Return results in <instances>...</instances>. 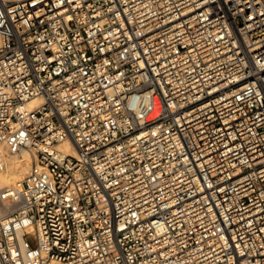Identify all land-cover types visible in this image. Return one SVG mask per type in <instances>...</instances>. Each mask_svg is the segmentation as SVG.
Listing matches in <instances>:
<instances>
[{
    "label": "built area",
    "instance_id": "1",
    "mask_svg": "<svg viewBox=\"0 0 264 264\" xmlns=\"http://www.w3.org/2000/svg\"><path fill=\"white\" fill-rule=\"evenodd\" d=\"M4 149L0 264H264V0H0Z\"/></svg>",
    "mask_w": 264,
    "mask_h": 264
},
{
    "label": "bare ground",
    "instance_id": "2",
    "mask_svg": "<svg viewBox=\"0 0 264 264\" xmlns=\"http://www.w3.org/2000/svg\"><path fill=\"white\" fill-rule=\"evenodd\" d=\"M35 101L37 100L31 101L29 106ZM55 148L65 154H75V150L69 141L60 142ZM2 160L4 167L0 171V189L6 186H19L23 176L29 169L31 153L23 150L21 154H15L4 149L2 151Z\"/></svg>",
    "mask_w": 264,
    "mask_h": 264
},
{
    "label": "rangeland",
    "instance_id": "3",
    "mask_svg": "<svg viewBox=\"0 0 264 264\" xmlns=\"http://www.w3.org/2000/svg\"><path fill=\"white\" fill-rule=\"evenodd\" d=\"M28 240H29V242H30V243H32V240H31V238H28Z\"/></svg>",
    "mask_w": 264,
    "mask_h": 264
}]
</instances>
